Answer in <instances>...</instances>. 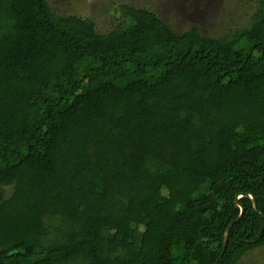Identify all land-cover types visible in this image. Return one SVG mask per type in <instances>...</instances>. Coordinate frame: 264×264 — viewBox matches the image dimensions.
Returning a JSON list of instances; mask_svg holds the SVG:
<instances>
[{
  "label": "trees",
  "instance_id": "trees-1",
  "mask_svg": "<svg viewBox=\"0 0 264 264\" xmlns=\"http://www.w3.org/2000/svg\"><path fill=\"white\" fill-rule=\"evenodd\" d=\"M256 2L211 35L0 0V264H213L236 196L215 264L264 247Z\"/></svg>",
  "mask_w": 264,
  "mask_h": 264
},
{
  "label": "rangeland",
  "instance_id": "rangeland-1",
  "mask_svg": "<svg viewBox=\"0 0 264 264\" xmlns=\"http://www.w3.org/2000/svg\"><path fill=\"white\" fill-rule=\"evenodd\" d=\"M56 12H83L91 16L99 31L114 22L110 15L119 2L136 3L154 10L175 31L198 25L203 32L217 35L247 24L256 9V0H48ZM113 21V22H112ZM237 264H264V247L252 250Z\"/></svg>",
  "mask_w": 264,
  "mask_h": 264
},
{
  "label": "water",
  "instance_id": "water-1",
  "mask_svg": "<svg viewBox=\"0 0 264 264\" xmlns=\"http://www.w3.org/2000/svg\"><path fill=\"white\" fill-rule=\"evenodd\" d=\"M249 197L252 199L253 207L256 208L257 205H256V200H255V198L252 197L251 195H249ZM234 202H235V204H237V205L240 206V214H239V216L235 219V220H237V219H239V218L241 217V215L243 214V212H244V207H243L242 204L239 203V201H238V196L235 197ZM235 220H233L232 222H230V224H229L228 227L226 228L225 233H224V240H223V248H222V251H221L219 257L216 259V261H215L213 264H215V263L218 261V259L221 257L222 253L224 252L225 247H226V244H227V240H228V231H229V229H230V226L232 225V223H233Z\"/></svg>",
  "mask_w": 264,
  "mask_h": 264
}]
</instances>
